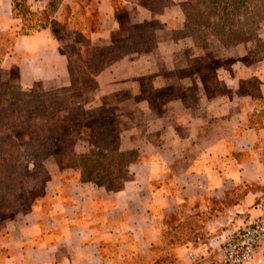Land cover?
Segmentation results:
<instances>
[{"label": "crops", "instance_id": "obj_1", "mask_svg": "<svg viewBox=\"0 0 264 264\" xmlns=\"http://www.w3.org/2000/svg\"><path fill=\"white\" fill-rule=\"evenodd\" d=\"M118 8L130 24L153 19L143 0H60L50 20L61 34L86 41L66 47L95 65L99 47H108L118 29ZM11 9V0H0V82L25 91L66 87L70 53L52 24L23 33ZM168 11L156 19L168 23ZM156 35L155 49L165 54L167 30ZM124 60L96 74L97 97L107 94L104 79L127 77L134 69ZM241 80L254 81L255 92L241 86L235 93L197 97L172 121L156 116L162 126L153 133L148 123L135 128L141 144L120 137V148L139 158L128 163L118 189L50 177L44 198L0 223V264H215L227 234L264 202V60ZM244 264H264V241Z\"/></svg>", "mask_w": 264, "mask_h": 264}, {"label": "trees", "instance_id": "obj_2", "mask_svg": "<svg viewBox=\"0 0 264 264\" xmlns=\"http://www.w3.org/2000/svg\"><path fill=\"white\" fill-rule=\"evenodd\" d=\"M25 2L11 0V10L13 17L22 20V32L29 33L51 22L50 18L60 0H49L43 9L36 12L28 10ZM169 6L170 0L143 2L152 20H156L158 14ZM181 12L182 32L194 41L199 36L207 35L223 44L251 40L258 42L257 34L264 23V0H185ZM90 14L94 17L95 12L91 11ZM37 16H42L44 20L35 19ZM25 17L39 22L24 23ZM149 21L130 24L118 15V29L110 36V45L100 49L98 67H83L67 56L68 85L64 88L35 94L23 92L7 83L1 84L0 215L16 214L23 210L17 193L27 187H35L46 179L43 168L45 160L51 158L60 170H78L76 156L72 152L75 142L73 131L82 127L88 132L89 140L83 157L85 170H81L80 174L91 171L95 177L112 169L115 172L123 169L126 173L128 163L139 158L135 150L120 148V136L114 129V112L96 108L88 113L80 107H71L69 102L76 93L96 86L94 77L105 65L125 56L141 54L144 49H155ZM129 153H133L132 158L127 159ZM114 162L118 165H109ZM106 163L109 166H105ZM60 177L64 178L62 175ZM98 187L104 188L102 184ZM45 190L39 194V198L45 196Z\"/></svg>", "mask_w": 264, "mask_h": 264}, {"label": "rangeland", "instance_id": "obj_3", "mask_svg": "<svg viewBox=\"0 0 264 264\" xmlns=\"http://www.w3.org/2000/svg\"><path fill=\"white\" fill-rule=\"evenodd\" d=\"M173 1L170 0L171 6L166 8L169 10L168 16L171 18L168 23L162 24L156 19L149 21L148 24V27L152 28V45L154 44L155 48L156 38H158L157 32L167 30L170 41L162 46L164 47L162 53L164 52L165 54L161 55L156 49L151 51L144 49L141 54L122 57L125 62H132L134 69L127 72L129 73L127 77L121 73L119 74L121 77H112V81L104 79V85L109 87L105 89L106 91L104 90L107 93L106 95L97 97V84H95L94 88H88L83 92L76 93L69 102L71 107H80L88 113L96 108L111 110L115 113V131L119 133L120 137H124V135L129 138L132 137L134 144H141L139 142L140 134L135 128L141 127L143 130L144 124L148 123L150 133H153V130L155 131L162 126L160 121H156V116L165 114L166 120L172 121L173 114L180 116L187 106L189 107L191 103H196L197 97L204 99L205 97L235 93L236 87L240 88L241 86L240 89L247 86L248 91L254 93L255 82L243 83L241 79L248 76L249 68L253 63L264 60V23L257 34L258 42L251 40L244 43L223 44L216 38L207 35L204 37L199 36L194 41L184 35L181 29L183 23L181 5L185 0ZM26 2L25 6L30 10ZM31 9V12H36L37 10ZM116 11L120 12V8ZM118 12L120 19H125L124 13ZM26 17L25 23L30 24L32 22L37 24L39 21H34V18L39 19L42 16L30 18L29 20ZM41 20L44 19L41 18ZM52 28L56 31L58 39L62 43V49L66 48V52L70 53L69 56L75 62L86 68L98 67V62L95 65L84 64L81 60L74 57V48L71 46H68L69 48L66 47L70 42L85 44L81 37L70 32L61 34L60 28L56 24H52ZM101 48L99 47V54ZM99 54L97 58H99ZM11 77H13V72ZM235 77L236 79L233 81L232 79ZM2 83L10 84L21 90L18 86L8 81H1L0 86ZM109 83H113L114 86L110 88L111 85ZM50 90L33 89L28 91L40 94ZM110 91L113 93L111 94ZM142 111H150L149 115H152V117L149 120H144L141 114ZM73 137L75 142L72 152L76 156L75 163L78 170L76 172L70 169L60 170L51 158L45 160L43 168L47 174L46 179L35 187H27L23 192H18L17 195L19 194L23 210L16 214L0 215V223L11 219L13 215L27 212L31 203L38 200L39 194L43 192V189L45 190L46 182L50 177H59L61 180L71 179L75 182L77 181V183L88 184L92 188L98 187L99 184H102L107 190H115L120 187L127 176L123 169L120 172H115L112 169L95 177L91 174V171H85L80 174L81 170H85L83 169V164L85 163L83 157L88 147L89 134L82 127L80 130L73 131ZM132 155L133 153H129L127 159L132 158ZM111 164L118 165L115 162L109 165ZM107 165L108 163L105 164V166ZM85 168L87 167L85 166ZM60 175L64 176V178L62 179ZM59 191L62 192V189Z\"/></svg>", "mask_w": 264, "mask_h": 264}, {"label": "built area", "instance_id": "obj_4", "mask_svg": "<svg viewBox=\"0 0 264 264\" xmlns=\"http://www.w3.org/2000/svg\"><path fill=\"white\" fill-rule=\"evenodd\" d=\"M48 2L49 0H27V6L29 9L41 10ZM262 241H264V202L257 205L255 216L227 234L218 247L215 264H244L257 255ZM260 261V258L256 259L257 263Z\"/></svg>", "mask_w": 264, "mask_h": 264}]
</instances>
